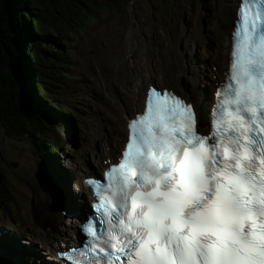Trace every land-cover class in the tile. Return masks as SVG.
Segmentation results:
<instances>
[{
  "label": "snow or ice",
  "instance_id": "6c2138e0",
  "mask_svg": "<svg viewBox=\"0 0 264 264\" xmlns=\"http://www.w3.org/2000/svg\"><path fill=\"white\" fill-rule=\"evenodd\" d=\"M230 72L216 93L209 135L190 104L150 88L129 121L131 142L110 165L93 239L72 264H264V0H241Z\"/></svg>",
  "mask_w": 264,
  "mask_h": 264
},
{
  "label": "rangeland",
  "instance_id": "374dc122",
  "mask_svg": "<svg viewBox=\"0 0 264 264\" xmlns=\"http://www.w3.org/2000/svg\"><path fill=\"white\" fill-rule=\"evenodd\" d=\"M221 1L125 0L124 8H104L100 12L105 18H101L98 13L100 19L94 24L88 23L89 27H86L87 30L74 48L76 63L79 65V78L71 81L72 87L64 88V95L61 96L82 117L75 123L73 130L47 131L49 136L57 137L59 133L60 138L65 140L66 147H62L60 152L63 169L68 175L71 170L76 177V170L85 168L86 159L91 165L90 157L99 153L108 140V135L113 134L110 117L125 103L126 95L132 89L127 86L126 81L135 82L139 62L149 66L154 79L158 80L163 70V60L172 56L174 62L178 61L177 51L172 46V39L177 38L182 48L186 43L190 44L189 52H185L195 53L201 70L207 69L211 64V52L216 47L222 48L221 42L226 32L232 30L221 7ZM229 1L232 2V10H237L233 3L235 0ZM66 9L58 10L62 13ZM56 13L61 14L58 11ZM186 22L195 25L194 31L199 33V43L192 37L183 36L189 33L190 25H186ZM135 27H139V39L147 46V53L136 51L131 30ZM168 53L171 55L164 56ZM225 61L226 54L219 51L218 66L222 70L225 69ZM209 77L213 78L211 74ZM186 78L193 81L190 74L185 73ZM202 79L203 83L207 81ZM33 146L22 141L9 140L3 146L1 156L5 165L1 167L6 172L5 176L14 177L16 188H20L21 202H9L6 219L0 218V231L15 240L32 244L31 247L39 254L36 258L41 263L37 264H47L50 261L46 243L47 221L41 216L47 210L44 209L45 193L39 189V183L47 187L42 171L48 170V165L42 157L52 161L58 155L51 154L48 148ZM8 224L15 225H12L14 227L11 230H5ZM15 246L9 250L0 247L4 251L0 252L6 254L15 264H27L18 258L21 256L20 245L16 243ZM52 250L57 251L56 248Z\"/></svg>",
  "mask_w": 264,
  "mask_h": 264
},
{
  "label": "trees",
  "instance_id": "16d2710c",
  "mask_svg": "<svg viewBox=\"0 0 264 264\" xmlns=\"http://www.w3.org/2000/svg\"><path fill=\"white\" fill-rule=\"evenodd\" d=\"M75 2L0 0V202L8 191V187L3 185L6 172L1 167L5 165L1 158L4 130L6 137H28L27 140L43 149L49 145L52 151H58L42 133L45 126L43 128L41 109L46 108L52 115H58L59 121H64L62 116L65 113L53 106L51 91L57 90L51 86L62 87L66 72L60 67L53 69L48 60L66 57L65 47L72 44L74 35L67 29L63 30L66 25L62 22L56 19L48 21L46 17L58 9L73 7ZM31 20L38 25L36 30ZM31 120L33 126L29 123ZM53 164L59 168L58 163Z\"/></svg>",
  "mask_w": 264,
  "mask_h": 264
},
{
  "label": "bare ground",
  "instance_id": "6f19581e",
  "mask_svg": "<svg viewBox=\"0 0 264 264\" xmlns=\"http://www.w3.org/2000/svg\"><path fill=\"white\" fill-rule=\"evenodd\" d=\"M240 3L241 0H236L235 4L238 9ZM222 7L225 11V17L230 22V26L232 28V31L226 34L223 40L222 48L223 52L226 54V63L228 64L232 58L231 53L233 48V33L237 21L238 10L230 11L231 6L229 5L228 0H222ZM134 31L135 29H133V32ZM134 44L136 45V48L144 46L139 41V36L136 33L134 35ZM175 49L177 51L178 60L180 63L175 64L170 60H165L163 63L164 65L162 74L157 81L151 80L150 69L144 68L142 65L137 75L138 82L131 84L128 81V85L133 90L130 91L126 97V103L121 104L116 113L110 117V125L112 127L113 134L108 135V140L104 144L102 150L98 154H95L96 157H90L89 160L92 167L88 166L87 170L76 171V187H78L80 191V193L77 194V197L83 199V195L81 193H85L87 191L85 179L89 174H93L92 172L95 171L97 173L102 172V170L109 166L110 163L117 162L120 159L124 145L130 136V129L128 126L129 120L133 118L134 115H137L144 110L145 95L155 83L160 84L163 89L172 93L179 94L182 97H190L195 100L196 103L198 100V103L200 104V113L202 114L203 118H205L203 110H206V115L211 113L210 110L212 111L216 104V89L224 82L227 73V70L223 71L217 64L219 48L215 49L211 53L212 69L209 70L211 71L213 78L210 79L209 83L207 82L204 84H202L204 80L198 75L199 72H196L195 70L192 59H189V57L185 55L183 48L181 46H175ZM181 56L184 58L186 66L192 69L196 77V81L189 84L188 86L184 81V74L182 73L187 71L186 68L184 66L182 67L181 65ZM205 62L207 61L205 60ZM197 79H199V81ZM195 96L197 97V100ZM201 121H203L202 118ZM85 161H87V159ZM81 205H85L83 201H76L72 203V205L68 204L67 208L69 210L78 209L79 211L82 208ZM61 206L62 205L58 201L57 206L52 208V202H50L47 196V230L50 236L47 238V243L49 244L48 248L54 244V248L60 250L64 248V241H67V243L70 244L71 241L77 236L76 232L73 230V228L75 229V224L73 225L71 222H66L65 209H62ZM53 241L56 243H53ZM3 261L6 264H9L7 258H5ZM0 264H4L2 262V258H0Z\"/></svg>",
  "mask_w": 264,
  "mask_h": 264
}]
</instances>
